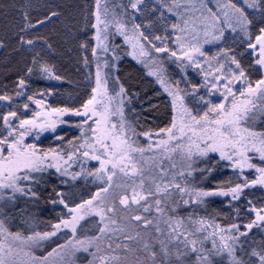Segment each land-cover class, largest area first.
Returning a JSON list of instances; mask_svg holds the SVG:
<instances>
[{
	"label": "rangeland",
	"instance_id": "374dc122",
	"mask_svg": "<svg viewBox=\"0 0 264 264\" xmlns=\"http://www.w3.org/2000/svg\"><path fill=\"white\" fill-rule=\"evenodd\" d=\"M63 1L12 0L16 13L8 12V29L4 28L7 13L0 6V95L8 89L34 107L28 116L18 110L16 101L0 99V144L6 146V151L0 149V192H16L18 176L24 170H37L43 164L51 168L58 165L56 159L42 157L37 150L54 142L55 137L50 135L69 116L88 123L87 137L93 144H110V161H96L93 155L97 151L90 160L98 165L97 169L110 166L113 177H118L96 203L95 199L91 203L97 196L92 195L88 205L73 209L74 221L76 215L80 218L79 213L107 209L117 199L120 206L138 205L149 195L167 192L161 181L167 171L165 164L170 166V176L179 177L189 171L193 159L212 153L228 163L231 153L240 159L245 147L264 160V139L244 123L255 107L252 103L256 95L264 91V0H127L134 11L135 30L143 39L154 51L170 54L196 68L204 84L203 97L191 110L180 93L182 80L172 78L171 82L137 38L124 33L125 54L143 69L139 71L141 79L152 82L148 89L140 88L132 97L133 110L128 117L133 116L139 124L144 122L149 109L156 106H148L152 104V93L165 95V116L144 122L147 126H169L153 141L165 145L163 149L159 145L154 152L158 155L153 157L139 154L132 146L137 144L132 121L112 106L101 76L94 74L87 5L76 13L77 21L68 23L53 9ZM57 26L61 28L60 35ZM105 27L95 34L96 47L106 42ZM15 45L20 70L12 86L7 87L4 65L8 50ZM121 77L123 84L125 78ZM34 97L38 99L30 101ZM214 98L231 101L228 104L235 106L226 108ZM59 109L70 114L60 113ZM81 133L86 135L87 131L82 129ZM135 157L136 163L131 162ZM257 203L259 215L255 222L260 224L264 223V200ZM152 222L159 226L157 221ZM71 224L67 221L66 226ZM208 228L209 236L219 233H210ZM1 229L0 225V264H53L66 258L67 252L62 250L52 263L48 258L36 259L30 246L36 241L34 237L13 238L3 235Z\"/></svg>",
	"mask_w": 264,
	"mask_h": 264
},
{
	"label": "trees",
	"instance_id": "16d2710c",
	"mask_svg": "<svg viewBox=\"0 0 264 264\" xmlns=\"http://www.w3.org/2000/svg\"><path fill=\"white\" fill-rule=\"evenodd\" d=\"M63 2L58 7L53 5V9L68 23L77 21L76 13L87 5L90 11L87 35L94 74L101 76L112 106L132 121L137 133V144L132 146L139 154L157 156L154 152L159 145L162 149L165 145L153 144V141L169 126H147L144 122L165 116V95L152 93V104L148 106L153 103L156 106L149 109L150 115L144 122L139 124L133 116L128 117L133 110L132 97L140 88L148 89L152 82L141 79V66L125 54L124 33H132L137 38L171 82L172 78L182 80L180 93L191 110L204 94L201 73L179 58L154 51L135 30L134 11L127 0ZM0 4L7 13L4 28L8 29L9 13L16 10L12 0H0ZM104 26L108 33L106 42L96 47L95 34ZM56 30L60 35L61 28L57 26ZM6 58L3 76L8 87L20 70L16 45L8 50ZM121 74L125 78L123 84ZM15 94L6 89L0 99L7 103L16 101L18 110L29 116L34 109L32 103L22 101ZM33 99L38 98L30 101ZM214 100L226 108L235 106L228 104L231 101ZM252 105L255 107L244 123L264 139V91L256 95ZM82 129L87 131L86 135L81 133ZM89 129L88 123L79 117L63 118L61 127L50 135L55 137L54 142L37 150L42 157L56 159L58 165L51 168L43 164L37 170H24L18 176L16 192L8 189L0 192L3 235L21 239L34 237L36 241L30 244L32 254L39 260L48 258L51 263L57 253L65 250L66 258L60 262L55 260L53 264H264V223L255 222V216L259 215L257 200H264V160H260L256 152L245 147L240 159L231 153L228 163L208 153L191 160L189 171L179 177L170 176V166L165 164L167 171L161 181L167 192L149 195L138 205L120 206L117 199L107 209L79 213L80 218L76 215L74 221L73 209L88 205L92 195H97L91 201L95 199L96 203L118 178L113 177L110 166L97 169L98 165L91 162L95 151L98 152L93 155L96 161H110L111 147L102 142L93 144L87 137ZM0 149L6 151V146L0 144ZM136 161V157L131 159V162ZM153 220L159 226L155 227ZM67 221L71 226H66ZM208 227L210 233L213 230L219 233L209 236ZM222 233L225 237L220 235Z\"/></svg>",
	"mask_w": 264,
	"mask_h": 264
}]
</instances>
